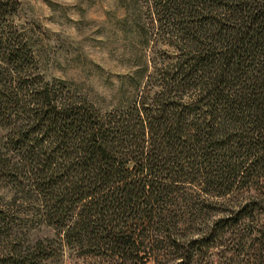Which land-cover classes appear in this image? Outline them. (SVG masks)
<instances>
[{
  "label": "trees",
  "instance_id": "trees-1",
  "mask_svg": "<svg viewBox=\"0 0 264 264\" xmlns=\"http://www.w3.org/2000/svg\"><path fill=\"white\" fill-rule=\"evenodd\" d=\"M147 3L177 55L104 112L44 78L20 1L0 0V178L54 231L32 239L5 215L0 264H49L54 241L113 264H227L214 249L250 244L264 264V0Z\"/></svg>",
  "mask_w": 264,
  "mask_h": 264
},
{
  "label": "rangeland",
  "instance_id": "rangeland-1",
  "mask_svg": "<svg viewBox=\"0 0 264 264\" xmlns=\"http://www.w3.org/2000/svg\"><path fill=\"white\" fill-rule=\"evenodd\" d=\"M19 1L21 8L14 21L27 34L44 78L65 82L72 92L104 112L122 111L139 100L155 76V65L165 67L177 55L169 44L173 41L169 34H160L153 22L147 0ZM9 188L10 182L0 178V219L11 215L18 223L12 225L15 231H31L32 239L53 236L54 231L32 222L29 204H10ZM3 224L1 237L5 238L12 232ZM242 232L248 234L250 228ZM250 247H239L240 256L227 253L225 259L221 256L226 249L220 246L212 258L221 263L248 264ZM51 249L54 258L49 264H113L85 260L77 251L61 250L57 241Z\"/></svg>",
  "mask_w": 264,
  "mask_h": 264
}]
</instances>
